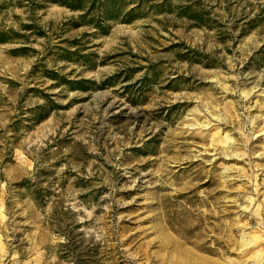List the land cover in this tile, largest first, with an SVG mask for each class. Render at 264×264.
Instances as JSON below:
<instances>
[{
	"label": "rangeland",
	"instance_id": "1",
	"mask_svg": "<svg viewBox=\"0 0 264 264\" xmlns=\"http://www.w3.org/2000/svg\"><path fill=\"white\" fill-rule=\"evenodd\" d=\"M108 1L0 0V264H264V0Z\"/></svg>",
	"mask_w": 264,
	"mask_h": 264
},
{
	"label": "trees",
	"instance_id": "2",
	"mask_svg": "<svg viewBox=\"0 0 264 264\" xmlns=\"http://www.w3.org/2000/svg\"><path fill=\"white\" fill-rule=\"evenodd\" d=\"M54 3H58L59 5L68 8L71 11L78 12L77 17H72L69 21L72 23V27H79L82 25H90L91 27L97 28L98 33L106 34L108 26H104L102 22H106L108 20H121L125 22H131L132 20L137 19L139 15L135 14L139 8L138 6L133 7L130 10H123L121 7H114L110 5V2H104L102 4V8L99 12V20H96L92 16V12L86 7V0H52ZM10 38H8L7 33L0 32V43L10 42ZM26 47L19 49H15L14 52L26 51ZM77 53V52H76ZM67 58V57H65ZM70 59V58H67ZM85 83H92L89 79H80L75 81L67 80L66 84L69 89L73 90H89L90 87L85 86ZM51 109L47 108V106H37L33 108L31 112L35 114L36 122H41L46 119L50 114Z\"/></svg>",
	"mask_w": 264,
	"mask_h": 264
}]
</instances>
